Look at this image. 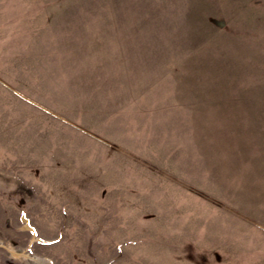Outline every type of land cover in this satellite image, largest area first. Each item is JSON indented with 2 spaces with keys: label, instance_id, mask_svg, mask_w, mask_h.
<instances>
[{
  "label": "rangeland",
  "instance_id": "374dc122",
  "mask_svg": "<svg viewBox=\"0 0 264 264\" xmlns=\"http://www.w3.org/2000/svg\"><path fill=\"white\" fill-rule=\"evenodd\" d=\"M44 257L264 264V0H0V264Z\"/></svg>",
  "mask_w": 264,
  "mask_h": 264
},
{
  "label": "bare ground",
  "instance_id": "6f19581e",
  "mask_svg": "<svg viewBox=\"0 0 264 264\" xmlns=\"http://www.w3.org/2000/svg\"><path fill=\"white\" fill-rule=\"evenodd\" d=\"M33 259H35L37 262L40 261V259H39L37 256H34ZM42 259L44 260V262L46 261L47 263H49V260H48L49 258L47 259V257H44V258H41V260H42ZM47 263H46V264H47ZM49 264H50V263H49Z\"/></svg>",
  "mask_w": 264,
  "mask_h": 264
}]
</instances>
